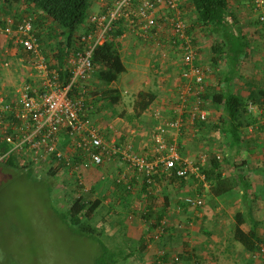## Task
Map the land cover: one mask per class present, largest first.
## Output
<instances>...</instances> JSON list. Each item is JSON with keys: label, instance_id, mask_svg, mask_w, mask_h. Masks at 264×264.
I'll list each match as a JSON object with an SVG mask.
<instances>
[{"label": "built area", "instance_id": "built-area-1", "mask_svg": "<svg viewBox=\"0 0 264 264\" xmlns=\"http://www.w3.org/2000/svg\"><path fill=\"white\" fill-rule=\"evenodd\" d=\"M99 4L101 9L89 13L75 47L65 58V68L69 72L66 83L60 80L58 71L50 67L47 58L38 50L31 18L25 17L20 24L15 17L4 18L0 38L3 36L7 43L11 42L16 52L24 49L32 52L33 56L16 59L28 65L20 64L25 68L19 70L22 80L7 90L0 87V145L6 146L0 152V160L14 158V163L24 171L28 169L26 165L31 169H56L58 174L64 175L66 182L72 183L71 188L81 186L76 196L89 192L82 178L83 170L112 161L116 153L121 154L120 163H126L121 177L124 178L128 170H133L137 178L154 186V192L158 191L162 179L173 174L179 178L194 176L204 181L201 173L204 160L195 163L182 159L174 142L167 140L171 132H179L185 112L191 123L195 120L205 122L209 117V111L201 106L200 96L208 69L196 64L197 46L183 18L179 0H99ZM249 10L259 20L264 34V0H250ZM117 30L121 33L115 35ZM127 35L150 43L156 51L160 49L161 58L167 55L165 45L174 54H181L183 67L178 85L177 115L165 118L159 109L153 111L159 121L151 132L157 153L153 160L132 153L130 147L120 151L116 145L107 143L92 116L87 114L92 109L88 104L89 93L94 90L90 84L94 70L91 61L93 51L106 41L116 42ZM3 51L4 63L1 64L9 69L11 58L16 54L9 55L8 44ZM189 95L193 98L190 103L187 101ZM247 108L250 113H264L263 108L251 102ZM64 138L67 143L61 147ZM184 201L191 207L203 204L199 196H186ZM160 223L155 231L145 236L148 248L152 245L150 240L158 239L165 231L164 219ZM261 253L264 264V244L261 245ZM253 257L256 258L255 255ZM137 263L187 264L171 248H156L151 258L144 257Z\"/></svg>", "mask_w": 264, "mask_h": 264}, {"label": "trees", "instance_id": "trees-1", "mask_svg": "<svg viewBox=\"0 0 264 264\" xmlns=\"http://www.w3.org/2000/svg\"><path fill=\"white\" fill-rule=\"evenodd\" d=\"M96 7V9L94 8ZM179 7L183 11H190L189 18H191V11L194 13L195 18L199 26L201 27L200 34L203 36H214V49L213 57H208L209 64H202L207 66V71L205 74V85L204 89L201 92L200 96L202 99V108L208 109L210 105H213L220 111V114L215 120L218 122L215 124L216 128L220 131L224 139L225 150L217 149L213 150L212 153H232L238 154L239 150L242 149L243 141L245 140L247 126L254 123L256 120H262L264 122V113H250L248 112L247 104L249 102L256 104L264 109V79L258 86L255 91H250L248 97L244 95L236 94L235 92L227 89V85L230 84L233 80H238L237 77H242L238 75V70L243 68L245 62V57H250L253 54V47L250 46L251 37L245 32V27L243 24L239 26L238 13L243 12L245 9H250V0H179ZM100 4L99 0H0V27L4 25L5 19L7 17H15L18 21V24L22 22V19L25 17L31 18L32 20V34L35 37V41L38 46V50L47 58L50 67L55 68L59 75L60 80L63 83L68 82L69 72L65 68V58L70 54V51L75 47L81 31L85 28L86 21L89 13L99 11ZM251 13V22L245 21V25H248L249 28L253 26V29H262L260 26L259 20ZM186 13V12H185ZM229 18V19H227ZM15 24V23H14ZM233 26L235 27L236 33H234ZM191 30V26L189 25ZM252 28V27H251ZM121 31L117 30L115 35L120 34ZM247 36H246V35ZM260 39L264 42V34L260 35ZM3 38V36H1ZM7 41V40H6ZM9 44H12L11 42ZM197 51V50H196ZM252 52V53H251ZM3 52L0 51V73H1V63ZM157 58H161L159 53ZM33 56L32 52H26L24 49H19L15 57L11 58V64L9 68L14 65L17 58H26L30 59ZM91 61L94 67L93 73L90 77L91 89H94L89 93L102 94V97L105 101H108V104L113 105L118 102L120 96L119 92L116 91L112 95L109 86L118 80V77L126 71L124 62L122 61L120 52L117 49L115 41H106L102 45H99L92 53ZM154 61V60H153ZM197 64V61H196ZM174 65V63L172 64ZM180 71L183 65L180 62ZM218 68L224 70V76L226 82V88L221 90L220 85L215 83L214 85L208 83V76L210 74L215 75L219 73ZM226 72V73H225ZM180 80V77H179ZM180 81H178L179 83ZM179 85V84H178ZM211 85V86H209ZM216 87V88H215ZM213 89V91H211ZM112 96L106 98L107 96ZM178 95V87L174 91V95L171 102L172 110H170V118H173L177 115L176 106ZM156 98V94L152 91H139L133 100L132 109L137 118H140L142 114L148 111ZM187 101L190 103L193 101V98L189 95ZM107 103V102H106ZM89 105H91L88 102ZM209 105V106H208ZM208 106V107H207ZM174 110V112H173ZM95 110L91 109L88 115L94 116ZM167 113V112H166ZM183 117L188 119V114L185 112ZM184 119V118H183ZM207 122V121H205ZM204 121L195 120L194 123L203 124ZM95 123V122H94ZM96 124V123H95ZM169 143L171 141L168 140ZM67 143L66 138L63 139L61 147ZM118 147V146H117ZM120 151L126 150V148L118 147ZM6 149V146L0 145V152H3ZM227 149V151H226ZM142 155V154H141ZM120 153L114 155V159H119ZM216 154H212L210 162L207 165V168L204 166L201 168V173L204 174V179L209 181V190L212 194L219 196L237 188L242 190L241 198L245 201L248 199V189L249 185L247 176L241 174L238 170L235 172H230L226 174L228 170L227 163L226 166L223 164L224 158L220 159ZM8 163H13L19 169L24 171L19 165L14 163V158H9L3 160ZM227 162V161H225ZM28 169L27 172L33 170L26 165ZM125 164H122V170L118 172L117 176L114 179V183L117 187H123V189L130 190L131 184H136L137 182L142 181L140 186L146 189V195L149 198H146L148 201L158 194V191L154 192V186L147 184L146 181L140 180L137 178L135 171L128 170V172L122 178L121 174L125 170ZM90 167L92 168H99ZM41 172H46L51 176H57L58 172L56 169H44L39 167ZM25 172V171H24ZM194 176H191L192 178ZM121 178V179H120ZM175 178L185 180L187 178H179L175 174L170 177L162 179V183L174 180ZM195 178V177H194ZM126 179V180H123ZM69 181V180H68ZM85 182V181H84ZM70 183L69 185H71ZM60 190L63 189V185L59 187ZM81 186L72 187L70 191H63V196L68 198L65 201V198L59 196L56 198L55 205L57 203L65 204L63 211H60L59 216L75 233L85 236L91 240H95L101 247L100 253L95 258L94 264H128L126 261L132 258V262L136 263L142 260L146 254L148 244L144 239L141 238L139 241L134 242L132 239L127 237L123 219L127 218V215L124 217L116 218V227L117 229H123L121 232L120 243L114 245H108L104 240L103 236L109 238L110 233H107L106 227L108 224L109 218L107 214H110L113 211V208L108 205L103 204V200L100 197H90L85 195L76 196L80 190ZM142 189V190H144ZM204 190L203 185H199V190ZM130 192V191H129ZM70 193L75 194L71 197ZM122 202V200H121ZM182 205L191 207L182 200ZM58 205V204H57ZM202 206V205H201ZM201 206L195 207L199 208ZM146 208V207H145ZM144 208V209H145ZM148 209L141 210L142 218L146 224L145 229L146 233L149 234L157 229V226L161 223V216L164 213L163 210H158L160 216L156 215L157 210L153 211L150 207ZM252 208L249 207L248 210L250 214L244 213L242 211H237L233 216V224L230 225V235L231 240L236 242L239 246L242 247L246 254V262L244 264H263V254L261 253V245L264 244V231H259L260 226L264 227V207H259V210L262 211L260 221H253ZM111 210V211H110ZM258 210V207H257ZM144 212L145 214H143ZM154 217L153 222H149L150 218ZM146 219V221H145ZM99 222V223H98ZM166 231V226H165ZM164 233L158 239H151L150 242H154L157 248H170L168 244L167 237L164 236ZM146 236V235H145ZM162 239H165L166 244L161 243ZM183 240V239H182ZM188 240V239H187ZM187 240L183 241L185 247L189 246ZM199 247L194 246L191 250L185 251V253L179 252V256L187 264H194L189 262L188 258L192 257V252L196 248H200L203 251L210 252L208 245ZM201 246V247H200ZM188 248V247H187ZM191 248V247H190ZM255 255L256 258L253 256ZM153 255L146 258H151ZM218 256L213 255L211 260H217ZM196 263V262H195ZM133 264V263H132Z\"/></svg>", "mask_w": 264, "mask_h": 264}, {"label": "crops", "instance_id": "crops-1", "mask_svg": "<svg viewBox=\"0 0 264 264\" xmlns=\"http://www.w3.org/2000/svg\"><path fill=\"white\" fill-rule=\"evenodd\" d=\"M185 12L183 10V18L191 26L192 29H189V31L194 38V44L197 46V63H209L208 59L210 58L208 57L214 56L211 52L214 49L215 37L201 35L202 26L198 25L196 19L194 20V11H191V18ZM242 13H238L239 26L243 24L245 27L244 33H246V30L250 28L245 25L246 22L242 19ZM233 29L234 33H236L234 26ZM260 31L262 35V30ZM258 37L261 38L260 36ZM249 42L250 46L252 45L251 47H253L252 52L260 50L262 43L259 44L257 41L255 43ZM162 43L165 44L164 40H162ZM116 45L125 67L126 64L132 63L133 72L138 79L137 86L134 94L125 97L128 91L126 92V89L121 91L120 87H118L121 84V79L112 83L109 86L112 95L118 91L120 96L118 102L113 105L108 104L109 102L103 99L102 94H91L89 103L95 110V117L93 118L97 121L96 125L107 143L123 149L130 147L129 149L132 153L142 154L153 160L157 153L154 150L151 132L155 130L156 125L159 123L154 117L153 111L159 109L161 114L166 116L165 118L172 116L170 110H172L173 93L166 94V92L168 91V86L170 88L173 87V91H175L178 84L180 85L178 81H180L179 64L181 62V54L180 52L174 54V51H170L165 45L164 50H166L167 55L164 58H157L158 49L156 51L150 43L128 35L116 41ZM252 55V59L250 57L244 58L245 64L243 68L238 70V75H242V77L235 76L234 78L239 79H232V82L227 85V89L245 97H248L250 91H255L264 79V58L261 57L263 61L257 64H254L256 61L248 63L246 60L252 62V60L260 58L258 55L255 56V52ZM173 63L174 65H172ZM159 66H161V69H158ZM8 70L2 72L0 76L1 84L4 88L7 87L6 90L17 81L16 77L12 76V72H8ZM217 71L219 72L217 78L215 79L213 73L210 74L208 83L212 85L217 83L223 90L226 88V82L223 78L225 74L222 68H218ZM157 79L162 81V85ZM141 90L152 91L156 94V98L150 109L144 112L140 118H137L133 112L132 103L137 93ZM110 97L112 96L109 95L106 98ZM207 110L209 111L207 122L203 124L191 123L183 117L184 123L179 132H171L172 134L170 133L167 136V140L171 141V143L174 142L176 150L182 159H188L195 163H200L203 159L205 168H207L212 154L218 155L221 157L220 159L224 158L223 164L225 166L226 163L228 164L226 174L238 170L241 174L247 176L249 194L246 201L241 198L242 190L240 188L216 196L209 190V181H202L194 177H189L185 180L175 178L174 180L161 183L158 194L152 200L149 199L147 201L146 198H149V196L146 195V189L140 186L142 181L137 182L135 185L131 184L130 190L115 185L114 179L118 172L122 170V164L119 159H113L99 168L84 169L82 176L84 175L85 183L93 186L94 192L95 189L98 192L95 197H100L106 206H114L113 211L110 210L111 212L107 216L113 213L114 216L118 214L116 218L122 219L124 215H127V218L123 219V225L127 237L134 242L139 241L141 238L144 239L146 235V222L144 223L141 210L145 211L148 209L147 207H150L153 211L157 210L156 215L160 216L161 214L158 210H163L161 208L164 207L165 210L161 220L164 219L166 222V233L164 236L167 237L169 247H172V250L183 254L200 243L201 246L208 245L215 254L224 253V264H244L247 256L242 247L231 240L230 225L233 224V216L237 211L250 214L249 207H254L252 208L253 221L258 222L261 218L262 211L259 210V207H264V122L256 120L247 126L249 133L246 132L242 149L239 150L238 154L233 155L231 152L226 153L225 151L224 153H212L213 150L220 149V146L221 149L225 150V146L223 148V136L216 128L217 126H215L218 123L215 120L220 111L213 105H210ZM97 169L101 170L98 171ZM200 184L203 185L204 190H199ZM186 196H199L203 202L202 206L195 208L182 205L181 202ZM142 213L145 214L144 212ZM128 220L132 225L126 224ZM148 221L153 222L154 217L152 216ZM260 230L263 233L264 227L260 226ZM195 238H198V240H195ZM184 240L189 242L188 248L184 246ZM162 242L166 244L165 239H162ZM156 248V244H152L150 248H147L145 256L153 255ZM211 251L207 253L210 258L213 256ZM191 252L193 254L190 259L188 258L189 262L203 264V261L207 260V257L199 258L203 252L201 249L196 248ZM212 263L223 264L215 260L214 262L207 261V264Z\"/></svg>", "mask_w": 264, "mask_h": 264}, {"label": "rangeland", "instance_id": "rangeland-1", "mask_svg": "<svg viewBox=\"0 0 264 264\" xmlns=\"http://www.w3.org/2000/svg\"><path fill=\"white\" fill-rule=\"evenodd\" d=\"M94 8L96 9V7ZM185 11L186 15L190 14V11ZM251 17L249 9H245L242 13V19L252 23ZM253 26H251L252 29L250 27L251 30H246V33L251 37L252 42L255 43L257 41L259 44L262 43L260 50L257 52L253 51L256 53L255 56L258 55L260 58L258 60L254 59L252 62L250 60L246 61L248 63H254L253 61H256L254 64H257L263 61L261 57L264 58V43L258 37L261 35L260 29L254 30ZM6 44L9 46L10 56L17 54L12 49V44L7 43L5 38H0V51L3 54V49L6 48ZM157 52L161 53V50L158 49ZM211 53H213V50ZM20 64L28 67L25 62L22 63L20 60H16L9 70L1 64V73L8 70V72H12V76L16 77L19 82L23 79L19 70H25ZM160 67L158 69H161ZM247 70L249 69L247 68ZM118 79H121V84L118 85L121 91H124V89H126V92L128 91L125 97L134 94L138 79L133 72L132 63L126 64V71ZM157 81L162 85L160 79H157ZM1 82L0 80V87H3ZM13 84H17V82L15 81ZM168 87L166 94L173 93L174 95V88ZM93 121L97 123L95 118H93ZM97 170L99 171L101 169ZM82 178L85 179L84 175ZM69 184V181L66 182V178L62 174L51 176L46 172H41L38 168L24 172L13 163L0 160V264H94L95 258L101 251L100 245L95 240H91L72 231L67 223L59 216L60 211L64 210L62 207H65V204L57 203L58 205H55L57 197L62 196L65 198L66 194L64 196L62 195L63 191H70L71 185ZM62 185L63 189L60 190L59 187ZM87 186L89 192L86 196L90 195L93 198L98 195L96 189V193L92 189L93 186ZM67 199L65 198V201ZM111 208L114 209V206H111ZM117 216L118 214L114 216L113 213L107 216L110 219L108 220L106 230L110 235L109 238L103 236V240L108 245L118 244L122 238L121 232H123V229H117L116 227L115 219ZM128 221L126 224L132 225ZM200 239L202 240L203 238ZM195 240H198V238H195ZM152 244L154 245V243ZM198 244L197 247H199ZM209 250L211 251L210 248ZM207 253L203 251L202 256H199V258L207 257V260L203 261V264H207V261L214 262ZM212 255L218 256L216 261L223 263L224 253L215 254L212 252ZM132 260L130 258L126 262L128 264H135L136 260L135 262H132Z\"/></svg>", "mask_w": 264, "mask_h": 264}]
</instances>
